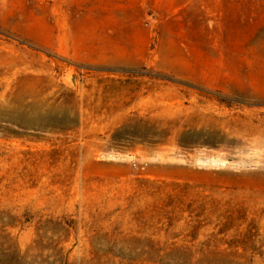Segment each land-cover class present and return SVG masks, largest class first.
<instances>
[{"label":"rangeland","instance_id":"374dc122","mask_svg":"<svg viewBox=\"0 0 264 264\" xmlns=\"http://www.w3.org/2000/svg\"><path fill=\"white\" fill-rule=\"evenodd\" d=\"M0 264H264V0H0Z\"/></svg>","mask_w":264,"mask_h":264}]
</instances>
